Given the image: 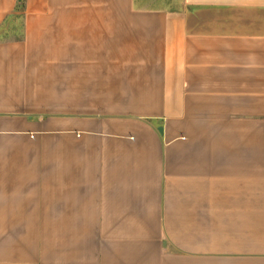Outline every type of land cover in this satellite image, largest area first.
I'll return each instance as SVG.
<instances>
[{"label":"crops","instance_id":"0c3cea01","mask_svg":"<svg viewBox=\"0 0 264 264\" xmlns=\"http://www.w3.org/2000/svg\"><path fill=\"white\" fill-rule=\"evenodd\" d=\"M0 264H264V0H0Z\"/></svg>","mask_w":264,"mask_h":264},{"label":"trees","instance_id":"16d2710c","mask_svg":"<svg viewBox=\"0 0 264 264\" xmlns=\"http://www.w3.org/2000/svg\"><path fill=\"white\" fill-rule=\"evenodd\" d=\"M18 7L21 8V5H19Z\"/></svg>","mask_w":264,"mask_h":264}]
</instances>
